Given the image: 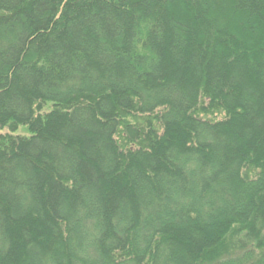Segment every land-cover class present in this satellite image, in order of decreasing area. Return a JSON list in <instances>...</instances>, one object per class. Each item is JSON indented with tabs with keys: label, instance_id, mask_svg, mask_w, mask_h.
Instances as JSON below:
<instances>
[{
	"label": "trees",
	"instance_id": "1",
	"mask_svg": "<svg viewBox=\"0 0 264 264\" xmlns=\"http://www.w3.org/2000/svg\"><path fill=\"white\" fill-rule=\"evenodd\" d=\"M0 264H264V0H0Z\"/></svg>",
	"mask_w": 264,
	"mask_h": 264
},
{
	"label": "rangeland",
	"instance_id": "2",
	"mask_svg": "<svg viewBox=\"0 0 264 264\" xmlns=\"http://www.w3.org/2000/svg\"><path fill=\"white\" fill-rule=\"evenodd\" d=\"M227 20H229V22H231V23H233L234 22V18H227ZM19 131H21V128H20V130Z\"/></svg>",
	"mask_w": 264,
	"mask_h": 264
}]
</instances>
